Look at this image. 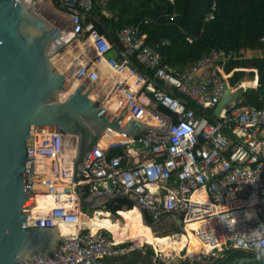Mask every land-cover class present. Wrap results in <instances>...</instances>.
Returning a JSON list of instances; mask_svg holds the SVG:
<instances>
[{"label":"built area","instance_id":"1","mask_svg":"<svg viewBox=\"0 0 264 264\" xmlns=\"http://www.w3.org/2000/svg\"><path fill=\"white\" fill-rule=\"evenodd\" d=\"M56 1V13L68 23L72 37L85 45V58L76 66L74 80L91 83L102 79L101 65L124 76L115 84L124 98L117 113L157 128L139 136L114 134L98 144L81 180L87 192L124 193L130 197L127 203H138L155 220L180 214L181 233L189 226L208 250L202 253L205 256L212 252L224 258L231 251L257 255L264 251V227H260L264 225V90L257 93L264 87V77L257 72L253 95L231 101L218 116L229 82L219 65L231 60L232 54L211 50L175 71L164 64L160 43H147L139 26L120 30L118 45L98 33L94 23L85 19L98 0ZM214 17L213 12L208 13L206 20ZM137 63L153 73L140 70ZM174 88L196 101L201 113L188 106L187 100L175 97L171 93ZM231 88L244 94L247 86L242 83ZM147 93L152 94L155 106L143 103L141 98ZM253 96L255 102L250 100ZM161 105L169 110H161ZM185 127L191 132L189 136L183 134ZM66 138L59 132L45 133L38 140L35 136L34 174L44 190L35 189L34 179L33 193L40 212L35 218L31 212L28 221L34 226L57 228L73 223L79 229L62 235L58 252L34 257L30 264H106V257L126 254L135 247L126 245L127 241L118 242L105 228L92 230L79 222L104 209L90 208L80 201L74 180L76 156L66 154ZM139 146L148 147L147 154L140 152ZM118 149L125 151L110 153Z\"/></svg>","mask_w":264,"mask_h":264},{"label":"water","instance_id":"2","mask_svg":"<svg viewBox=\"0 0 264 264\" xmlns=\"http://www.w3.org/2000/svg\"><path fill=\"white\" fill-rule=\"evenodd\" d=\"M62 28L34 9L27 0H0V264H30L37 256L58 252L60 239L51 235L57 227L31 225L36 206L33 193L34 141L36 133L59 132L76 137L74 180L80 201L94 209L112 207L124 193H88L81 180L91 151L106 134L139 136L157 128L124 112L115 113L91 96L92 86L81 82L67 96L75 80L60 70L53 52L62 50ZM113 55L110 52L109 57ZM243 95L226 82L218 113ZM143 219L155 235L167 216L182 232L183 219L171 213L150 222L138 204ZM154 229V230H153ZM155 231V232H154ZM165 233V232H164ZM131 243L133 240H127ZM143 246L157 250L152 243ZM234 251L220 264H264V258Z\"/></svg>","mask_w":264,"mask_h":264},{"label":"trees","instance_id":"3","mask_svg":"<svg viewBox=\"0 0 264 264\" xmlns=\"http://www.w3.org/2000/svg\"><path fill=\"white\" fill-rule=\"evenodd\" d=\"M54 2L58 7L57 1ZM211 12L215 17L206 20ZM87 21H92L98 33L106 35L117 45L120 30L131 25L139 26L140 35L146 34L147 43H160L164 64L175 71L198 61L211 50L234 54L242 48L259 49L263 54L250 58L238 57L228 62L225 69L230 72L235 67L251 65L264 75V0H98L87 12ZM165 40L168 42L163 45L162 41ZM137 65L140 70L153 73L146 66ZM251 74L254 76L255 72ZM246 78V71L236 70L229 81L232 86H237ZM263 90L264 87H261L258 94ZM171 93L187 100L188 106L201 113L202 108L190 96L176 88ZM250 100L255 102L256 97ZM160 107L164 111L169 110L164 105ZM110 153L117 154V151ZM129 200L128 196L116 199L111 208L101 209L113 211L115 216L111 219L115 220L119 208ZM147 216L150 222L155 221L151 215ZM173 230L179 231L177 226ZM233 252H228L225 258H217L213 264H220ZM104 261L106 264H167L153 249L145 246L135 247L123 255L106 257ZM182 264L195 262L186 260Z\"/></svg>","mask_w":264,"mask_h":264},{"label":"bare ground","instance_id":"4","mask_svg":"<svg viewBox=\"0 0 264 264\" xmlns=\"http://www.w3.org/2000/svg\"><path fill=\"white\" fill-rule=\"evenodd\" d=\"M30 4L34 7V9L36 6H39L38 9L41 8V10L51 13V15L56 17V19L58 18L57 21L61 22V25H63L62 39L59 41L63 45L69 46L65 50V53L59 57V67H57L56 64L55 65L60 70H68L70 73L69 78L74 80L75 67L85 58V45L73 40V34L70 31L68 23H65L63 18L57 16L58 14L50 4L49 0H40L39 4H33L30 2ZM99 71L102 79L89 83L92 86L91 96L93 98L99 99L106 105L108 109L117 113L121 111L124 98L119 90L113 89L117 80L123 79L124 76L112 73L106 66L103 65L99 66ZM73 82V86L64 94V96L70 94L77 87V85L80 84L77 80ZM258 84L259 81L256 82V85ZM152 123L155 122L152 121ZM44 134L45 133H36L37 140L40 139ZM66 136L67 146L65 152L67 155L75 157L77 153V144L75 140L76 137L71 134H67ZM113 136V132H110L106 134L105 139ZM34 186L36 190H44V187L40 183V178L36 179ZM31 211V218L37 217L40 212L37 206H35ZM119 213L123 218V222L121 219L112 220L104 210H98L95 216L83 218L82 220H79V222L81 225H86L92 230H97L99 228H105L109 230L113 233L115 239L118 242L133 240L140 245L144 244L145 242L152 243L157 251L165 250L169 253H172L177 260H181L182 255H184L187 251L198 253L204 251L205 249L202 244H199L195 234L191 231L189 226H185L184 233L178 235H155L151 227L146 225L143 219V214L139 207L132 202L121 206L119 208ZM78 229L79 226L76 224L62 223L59 225V228H57L51 235V238L59 240L64 233L74 234L78 232Z\"/></svg>","mask_w":264,"mask_h":264},{"label":"rangeland","instance_id":"5","mask_svg":"<svg viewBox=\"0 0 264 264\" xmlns=\"http://www.w3.org/2000/svg\"><path fill=\"white\" fill-rule=\"evenodd\" d=\"M49 1H50V4L55 9L56 5H55L54 1L53 0H49ZM39 2H40V0L36 1L35 3L39 4ZM38 7L39 6H36V8H35L37 11H39L42 14H44L45 16H47L52 22H54L55 24H57L58 26H60L62 28L61 22L57 21L58 18L56 19V17L52 16L51 13H47L46 11L41 10V8L38 9ZM72 38H73L74 41L79 42L77 38H75V37H72ZM68 46L69 45H64L62 50H60L58 52L57 51L53 52L54 64H56L57 67H59V57L62 54L65 53V50L67 49ZM259 53L260 52L256 51V50L246 52L247 55H255V54H259ZM113 90H118V89L116 87H114ZM104 211H105L106 214L109 215L110 218L115 216V213L113 211H106V210H104ZM116 218L117 219H121L122 222H123V218H122L121 214L119 213V210L117 211ZM166 223H167V225L164 228L161 227L159 224L156 226L155 230H156L157 234H166V235H171V236L181 234L180 230L179 231H174L173 230L174 227L176 226L175 225L176 223H175V221L173 219L168 218ZM131 245H133L134 247H143V244L140 245V244H138L135 241L131 242ZM156 252L157 251L155 250V253ZM158 253H159L158 255L162 258L163 262H165L167 264H182L186 260H190L192 262H195V264H213V262L216 260L215 258H217V255L212 253V252H211L212 255L210 253V254H207L208 256H205V254H202V253H208L207 249H204V251L198 252V253H195V252H192V251H187L184 255H182L181 260H177L172 253H169V252H167L165 250H160V251H158Z\"/></svg>","mask_w":264,"mask_h":264},{"label":"crops","instance_id":"6","mask_svg":"<svg viewBox=\"0 0 264 264\" xmlns=\"http://www.w3.org/2000/svg\"><path fill=\"white\" fill-rule=\"evenodd\" d=\"M172 1V0H171ZM174 1V0H173ZM107 15H111V13H109V12H107V11H104ZM85 19L87 20V13H86V17H85ZM253 50H256V51H259L260 53L259 54H255V55H261V54H263V51L262 50H259V49H240L238 52H236V53H234V54H232L233 56H232V58H231V60H233V59H237L238 57L239 58H250V57H253V56H255V55H247L246 54V52H249V51H253ZM231 60H229V61H227V62H225V63H222V64H220L219 65V70H220V73L221 74H223V75H227L228 74V81H229V78L233 75V73L236 71V70H244V71H246L247 72V78L245 79V80H243L240 84H242V83H244V84H246V86H247V88L244 90V96L246 97V96H252L253 95V93H254V91L257 89L254 85H255V82H254V79H255V76H256V74H257V72H258V74H259V76L262 78V77H264V75H261L260 74V72L258 71V69H255V68H253L251 65H247V66H244V67H235L233 70H231L230 72H228L226 69H225V65L228 63V62H230ZM76 68V67H75ZM108 68V67H107ZM109 69V68H108ZM181 69V68H180ZM111 71V70H110ZM255 72V74H254V76H252V72ZM229 84H230V81H229ZM231 85V84H230ZM239 85V84H238ZM237 85V86H238ZM232 86V85H231ZM234 87H236V86H234ZM248 90H251L250 92H247ZM258 91L259 90H257V93H258ZM151 97H152V94L151 93H147V94H145V95H143L142 96V101H143V103L144 104H146V105H148V106H155V103L152 101V99H151ZM253 97H255V96H253ZM123 106H124V102H123V105H122V108H123ZM121 108V109H122ZM160 109H161V107H160ZM162 110V109H161ZM164 111V110H163ZM155 124V123H154ZM111 138V137H110ZM110 138H108V139H105L104 141H106V140H109ZM103 142V141H102ZM139 149V151L141 152V151H145L146 152V154H147V151L149 150V148L148 147H143V146H139L138 147ZM123 150L125 151V149H118V150H115V151H117V153L118 152H123ZM108 208H110V207H108Z\"/></svg>","mask_w":264,"mask_h":264},{"label":"clouds","instance_id":"7","mask_svg":"<svg viewBox=\"0 0 264 264\" xmlns=\"http://www.w3.org/2000/svg\"><path fill=\"white\" fill-rule=\"evenodd\" d=\"M190 133H191V132L188 130V128L185 127L183 134H184L185 136H189ZM253 202H255V201H253ZM245 215L250 217V214H249V213H246ZM227 225L229 226V228L231 227L230 224H227ZM260 227H264V225H261ZM257 258H258V259H259V258H264V251H259V252H258V256H257Z\"/></svg>","mask_w":264,"mask_h":264},{"label":"flooded vegetation","instance_id":"8","mask_svg":"<svg viewBox=\"0 0 264 264\" xmlns=\"http://www.w3.org/2000/svg\"><path fill=\"white\" fill-rule=\"evenodd\" d=\"M168 218H171V217L167 216L166 218L162 219L161 222H159V225L163 228L166 227L167 225L166 221L168 220Z\"/></svg>","mask_w":264,"mask_h":264}]
</instances>
